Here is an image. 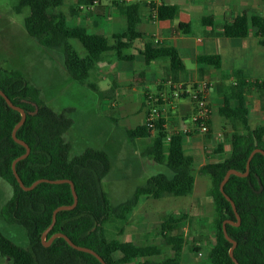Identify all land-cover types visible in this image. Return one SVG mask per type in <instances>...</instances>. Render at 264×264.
Returning a JSON list of instances; mask_svg holds the SVG:
<instances>
[{"label": "trees", "instance_id": "1", "mask_svg": "<svg viewBox=\"0 0 264 264\" xmlns=\"http://www.w3.org/2000/svg\"><path fill=\"white\" fill-rule=\"evenodd\" d=\"M94 1L79 0V3L91 5ZM65 3L66 0H19L16 11L20 13L29 9L25 26L28 34L41 46L48 50L63 48L64 68L73 81L85 84L101 58L108 53H114L120 60L133 59L123 51L143 37L138 29L141 23L140 3L123 7L126 28L113 35V44L107 37L91 33L83 25H70L67 16L57 12ZM176 14V6L161 5L160 21L173 20ZM202 23L213 27L214 19L205 17ZM251 29H256L264 46V17L258 14L245 12L239 15L232 24L224 26L221 34L244 38L250 35ZM72 41L81 44L85 54ZM142 55L147 63L169 60L175 80L185 70L174 47L147 42ZM197 62L216 70L221 68L217 55L198 57ZM230 76L235 77L232 81L234 86L230 88L220 114L235 124L232 152L224 161L207 163L199 171L200 175L210 180V195L215 207L212 223L215 242L208 254L210 264H236L229 254L233 244L226 239L223 224L227 220L235 223L238 220L231 202L221 192V184L229 170L246 172L248 159L255 149L264 150V126L251 127L247 99L239 89L242 86L243 90L251 87L262 90L264 82L246 81L240 71L224 74L225 78ZM0 90L27 115L16 134L31 149L29 156L16 165L23 184L30 187L41 179L70 180L78 194V204L74 209L57 213L56 223L46 235L45 242L54 235L64 234L76 245L96 251L107 264H182L186 239L173 231L185 216L162 223L161 235L172 251L168 256H163L164 251L158 245L135 244L112 238L108 227L125 222L142 196L159 200L165 196L186 197L193 193L195 169L193 159L183 149L185 137L177 135L167 143L166 132L160 131L145 155L168 168L171 175L160 173L151 176L129 200L114 206L102 187L112 168L110 154L104 149L88 148L82 154L71 157L72 143L65 137L74 125L71 110L55 111L42 99L40 90L18 70L0 67ZM233 101H237V105H233ZM21 119L22 114L12 109L0 95V179L7 182L12 191L1 212L7 223L23 227L29 240V248H25L0 229L1 255L11 264H102L95 256L74 249L61 237L54 239L49 246L44 245L43 235L53 223L55 210L74 205L75 198L69 183L44 182L31 191H25L20 186L12 166L27 151L13 138V131ZM236 125L242 126L243 131ZM127 135L133 142L152 137L145 125L129 129ZM224 190L241 217L239 226H226L228 235L237 242L235 259L238 264H264V155H254L247 177L231 175Z\"/></svg>", "mask_w": 264, "mask_h": 264}, {"label": "rangeland", "instance_id": "2", "mask_svg": "<svg viewBox=\"0 0 264 264\" xmlns=\"http://www.w3.org/2000/svg\"><path fill=\"white\" fill-rule=\"evenodd\" d=\"M97 1L111 7L116 29H120L125 17L122 10L125 5L121 2L114 4V0ZM18 2L19 0H0V67L20 71L40 90L42 99L55 111L71 110L70 115L74 125L65 135L66 139L72 143L71 157L82 154L88 148L104 149L110 154L112 168L103 180L102 187L111 203L117 206L129 200L136 189L144 185L151 176L160 173L170 176L171 172L168 168L154 164V161L145 155L147 148L153 143L152 140L143 143L129 139L128 126L135 127L137 125L135 121L138 122L139 115L137 119L130 117V125H125L129 121L124 117L120 123H116L111 118L114 115L111 109L120 107L124 100L121 93L104 92L101 89V87L104 88L102 83L104 78L105 80L110 78L106 67L110 66L108 63L113 60L114 55L108 53L103 56L101 64L92 72L85 84L73 81L64 68L63 48L48 50L28 34L25 20L29 16V9H23L17 13ZM78 6L80 5L77 0H66L65 5L57 12L67 16L71 25L81 23L90 31L96 30L90 11L80 8L81 11L76 15L72 14V10H76ZM139 29H142L141 25ZM198 31H195L196 35L201 34ZM100 33L107 35L106 31ZM109 81L113 84L117 82V80ZM113 88L119 90L120 87ZM251 91L248 100L252 102L254 116L252 117L250 112V124L252 127L264 125V91L256 87ZM139 98L136 96L135 102H139ZM249 107L251 111V105ZM239 128L243 130L241 126ZM204 179L209 185L211 184L208 177L205 176ZM201 186H196L197 191L202 188ZM11 196L10 185L0 179V229L17 244L29 248L26 230L19 225L7 223L2 216V208ZM186 199L188 200L187 197L170 196L155 202L151 198L142 197L136 209L128 215L127 220L109 226L108 233L112 238L121 241L158 245L164 251L163 256L171 255L172 251L166 246L161 235L162 223L168 219L180 218L182 214L175 215L170 212L174 210L178 202H184ZM199 221V218H192L189 221L186 217L173 231L186 239L182 264H210L208 254L215 242L213 229L210 221L208 223ZM0 264H11V262L0 253Z\"/></svg>", "mask_w": 264, "mask_h": 264}, {"label": "crops", "instance_id": "3", "mask_svg": "<svg viewBox=\"0 0 264 264\" xmlns=\"http://www.w3.org/2000/svg\"><path fill=\"white\" fill-rule=\"evenodd\" d=\"M77 1L79 3V0ZM119 2L123 5L128 4L124 1H113L114 4H119ZM98 3L99 5H96L94 9L88 10L93 16L92 22L95 28H97L96 30L90 31L81 23L72 25H83L89 32L95 34L106 31L107 35L101 33L100 35L107 37L109 42L113 44V35L125 30L126 18H123L120 29H116L117 25L114 21L115 17L111 14V7L103 4L101 1H98ZM138 3L141 5L140 25L142 27V29H139V27L138 29L143 34V37L135 40L130 47L123 51L125 55L133 56L132 60H120L114 53H111L114 57L113 60L108 63L110 66L106 67V72L109 74L108 76H110L109 80H117V82L113 84L110 83L111 81L105 80L104 78L102 82L104 88L101 87V89L104 92H118L124 96L123 103L121 102L122 105L111 109L114 114L111 118H113L116 123H120V120L124 117L129 121L125 125H130L131 118L137 119L139 115L138 122L137 120L135 121L137 125L135 127L132 125L128 126L127 131L145 124L146 110L144 104L148 87L156 80L173 76L169 60L159 59L149 63L144 60L142 51L144 50L145 43L152 42L155 44L152 37L154 33H158L159 35L162 42L160 46L174 47L178 50L185 65V70L178 75L179 81L207 79L215 82V86L210 94V105L212 110L210 134L207 136L195 135L185 137L183 142L185 153L190 156L194 162L195 177L197 178V180L195 179L194 191L190 196H186L188 200L186 199L184 202H178V204L174 206V210L170 212L175 215L182 214V216H185L184 218L188 217L189 221L192 218H199L201 222L206 221L208 223L210 221V225L212 226L215 207L210 195L211 184L209 185L206 182L204 179L205 176L200 175L199 171L207 163L224 161L232 152V136L236 131L235 124L222 117L220 110L224 106V100L229 94L230 88L234 86L232 81L235 77L230 76V78H225L224 74L240 71L246 81L264 80V46L259 41L256 29H251L250 35L244 38L226 37L221 33L226 24H232L239 15L245 12L258 14L264 17V2L262 0H163L161 4L165 3L176 6L177 14L173 20L159 21L158 23H153L151 21L147 2L142 1ZM79 5V9L77 7L76 10H72L73 15L81 11L80 8L85 4L79 3ZM205 17H212L214 19L213 27L202 23ZM195 31L201 34L196 35ZM110 35L111 38H109ZM72 43L76 48H80V50L77 49L81 51L82 54H85L81 44L76 41H72ZM127 50L129 52H126ZM214 55L220 57L221 68L219 70L214 69L212 66L201 65L197 62L198 57ZM101 62L100 60L96 68ZM116 86L120 87L119 90L113 88ZM239 89L240 94L243 93L246 96L247 108L249 109L248 118L250 121V112L253 117L254 110L252 108V102L250 99L248 100V98L254 87L243 90L241 86ZM261 91H264V88ZM136 96L140 97L139 102H135L137 100ZM126 98H129V100ZM237 103V101H233V105H237ZM249 105H251V111ZM191 114V104L188 101H178L174 108H168V127H183L188 124L187 119H189ZM236 127H238L241 132L243 131L239 128V125H236ZM151 136L152 137L149 138L138 139V141L147 143L152 140L153 142L155 136ZM154 164L157 165L155 162ZM198 185H202V188L197 191L196 186ZM142 197H146V199L151 198L148 196ZM168 197L170 196H165L162 199L165 200ZM153 200L155 202L159 201L156 199ZM166 204L170 205V203ZM164 222L165 221H163V223Z\"/></svg>", "mask_w": 264, "mask_h": 264}, {"label": "built area", "instance_id": "4", "mask_svg": "<svg viewBox=\"0 0 264 264\" xmlns=\"http://www.w3.org/2000/svg\"><path fill=\"white\" fill-rule=\"evenodd\" d=\"M128 4L145 1L148 4L150 18L153 23L160 21V7L163 0H121ZM98 1L91 5H83L82 10H92ZM155 44L161 45L158 33L152 35ZM258 82H264L258 81ZM148 87L145 94L146 120L145 126L151 135L160 131L166 132L165 141L171 142L174 136L191 137L207 136L211 132L212 110L210 94L215 82L207 79L179 81L172 77L156 80ZM178 101H188L192 106V114L183 127H168V108H174ZM201 255V254H200Z\"/></svg>", "mask_w": 264, "mask_h": 264}, {"label": "water", "instance_id": "5", "mask_svg": "<svg viewBox=\"0 0 264 264\" xmlns=\"http://www.w3.org/2000/svg\"><path fill=\"white\" fill-rule=\"evenodd\" d=\"M0 95L6 100L7 104H8L12 109L18 110V111L22 114V119H21V121L17 124V126L15 127V129H14V131H13V138H14V140H15L17 143H19V144L23 145L24 147H26V148H27V151H26V153H25L24 155H22V156H20L19 158H17V159L13 162V166H12V167H13L14 175H15L16 179L18 180L20 186H21L25 191H31V190H33L37 185H39L40 183H44V182H45V183H51V184L69 183V184L71 185L72 192H73V195H74V198H75V203H74V205H72V206H63V207H60V208H58L57 210H55L54 215H53V223H52L51 227H50V228L44 233V235H43L44 245H45V246H49V245L51 244V242L54 241V239L61 237V238H64V239L69 243V245H70L71 247H73L74 249H76V250H78V251L85 252V253H89V254L95 256V257H96V258H97L102 264H107V263L105 262V260H104V259H103V258H102V257L96 252V251H94L93 249L87 248V247H83V246L76 245V244H75V243H74L69 237H67V236L64 235V234H57V235H54V236H53L48 242H45V237H46V235L49 233V231L53 228V226H54L55 223H56V220H57V213H58L59 211H62V210H72V209H74V208L76 207V205L78 204V194H77V192H76L75 184L73 183V181H70V180H49V179H41V180H38V181H36V182H35L32 186H30V187H26V186L23 184V182H22V180H21V178H20V176H19V174H18V172H17L16 165H17V163H18L19 161L24 160L25 158H27V157L29 156V154L31 153V149H30V147H29L24 141L20 140V139L17 137L16 134H17V131L20 129V127L25 123L26 118H27V115H26V113H25L23 110H21L19 107L15 106V105L12 103V101L9 99V97H8V96H7L2 90H0ZM257 153H261V154L264 155V150H262V149H255V150L251 153V155H250V157H249V159H248V162H247V167H246V172H245V173H241V172L236 171V170H229V171L227 172V174H226V176H225V178H224L222 184H221V187H220L221 192L225 195V197L227 198V200L231 202L232 207H233V209H234V212H235V214H236L237 220H238L237 223H235V222H233V221H230V220H227V221H225L224 224H223V229H224L225 237H226V239H227L229 242H231V243L233 244L232 248L230 249L229 254H230V257L235 261L236 264H238V262H237V260L235 259V256H234V250H235V248L237 247V242L234 241L233 239H231V237L228 235L227 227H226V226H227V224H232V225H237V226H239L240 223H241V217H240L239 213L237 212V208H236L235 203L231 200V198H230L229 196H227V195L225 194L224 186H225V184L228 182V180H229V178H230L231 175H236V176H239V177H247V176L249 175V173H250V164H251V161H252L254 155L257 154ZM262 190H263V187L261 186L260 191H262ZM260 191H259V192H260Z\"/></svg>", "mask_w": 264, "mask_h": 264}]
</instances>
